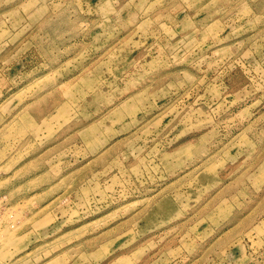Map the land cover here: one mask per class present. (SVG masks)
<instances>
[{
	"label": "rangeland",
	"instance_id": "obj_1",
	"mask_svg": "<svg viewBox=\"0 0 264 264\" xmlns=\"http://www.w3.org/2000/svg\"><path fill=\"white\" fill-rule=\"evenodd\" d=\"M0 264H264V0H0Z\"/></svg>",
	"mask_w": 264,
	"mask_h": 264
},
{
	"label": "crops",
	"instance_id": "obj_2",
	"mask_svg": "<svg viewBox=\"0 0 264 264\" xmlns=\"http://www.w3.org/2000/svg\"><path fill=\"white\" fill-rule=\"evenodd\" d=\"M31 102L33 101L31 100ZM23 112L24 111L22 110L17 111V118ZM28 113L29 119L31 120L30 122L35 123L36 125H38V122H41L48 115V113H39L38 110H36V113L39 114V117L35 116L30 110ZM33 144L34 142H31L30 147H32ZM47 151L48 147L36 152L35 154L33 153L31 156H29L27 159H24L20 164L17 165V185L14 189H16L17 194L26 191V194L24 193L21 197L17 198V201L29 199L33 195H39L41 193L47 192V188L45 186L49 185L48 188H50L56 182L55 180L59 178L56 174L51 173L50 167L47 170L45 169V166L40 164Z\"/></svg>",
	"mask_w": 264,
	"mask_h": 264
}]
</instances>
